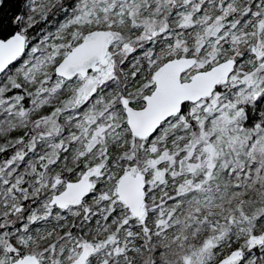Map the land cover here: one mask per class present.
<instances>
[{
  "label": "snow or ice",
  "instance_id": "6c2138e0",
  "mask_svg": "<svg viewBox=\"0 0 264 264\" xmlns=\"http://www.w3.org/2000/svg\"><path fill=\"white\" fill-rule=\"evenodd\" d=\"M22 7L0 19V264H264V0Z\"/></svg>",
  "mask_w": 264,
  "mask_h": 264
},
{
  "label": "trees",
  "instance_id": "16d2710c",
  "mask_svg": "<svg viewBox=\"0 0 264 264\" xmlns=\"http://www.w3.org/2000/svg\"><path fill=\"white\" fill-rule=\"evenodd\" d=\"M24 0H5V4L3 7H0V19H2L4 21V23L7 25L10 22V19L12 16H14L15 14L23 11V5ZM55 11V10H54ZM57 18H63L62 14L57 13L56 14ZM53 17L50 15L49 16V21H52ZM48 22L42 23V24H38L36 26L37 29L46 26ZM36 29H34L33 31H35Z\"/></svg>",
  "mask_w": 264,
  "mask_h": 264
},
{
  "label": "rangeland",
  "instance_id": "374dc122",
  "mask_svg": "<svg viewBox=\"0 0 264 264\" xmlns=\"http://www.w3.org/2000/svg\"><path fill=\"white\" fill-rule=\"evenodd\" d=\"M55 19L58 21V20H61L62 18L58 19L57 16H56ZM52 20H53V19H52Z\"/></svg>",
  "mask_w": 264,
  "mask_h": 264
}]
</instances>
